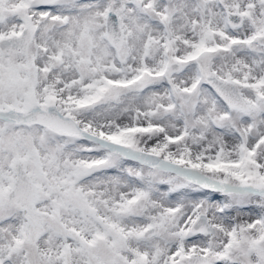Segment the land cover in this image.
<instances>
[{
  "label": "snow or ice",
  "instance_id": "1",
  "mask_svg": "<svg viewBox=\"0 0 264 264\" xmlns=\"http://www.w3.org/2000/svg\"><path fill=\"white\" fill-rule=\"evenodd\" d=\"M0 264H264V0H0Z\"/></svg>",
  "mask_w": 264,
  "mask_h": 264
}]
</instances>
